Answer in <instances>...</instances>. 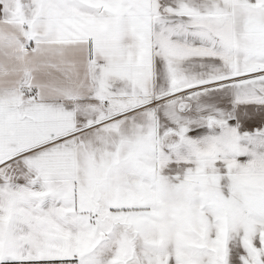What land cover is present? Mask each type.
Returning <instances> with one entry per match:
<instances>
[{"label":"snow or ice","instance_id":"obj_1","mask_svg":"<svg viewBox=\"0 0 264 264\" xmlns=\"http://www.w3.org/2000/svg\"><path fill=\"white\" fill-rule=\"evenodd\" d=\"M0 264H264V0H0Z\"/></svg>","mask_w":264,"mask_h":264}]
</instances>
